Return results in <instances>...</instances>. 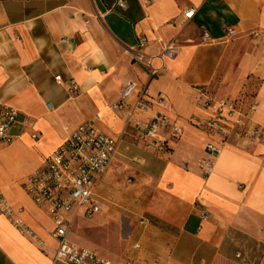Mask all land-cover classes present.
Returning a JSON list of instances; mask_svg holds the SVG:
<instances>
[{"label": "crops", "instance_id": "crops-1", "mask_svg": "<svg viewBox=\"0 0 264 264\" xmlns=\"http://www.w3.org/2000/svg\"><path fill=\"white\" fill-rule=\"evenodd\" d=\"M167 43L178 53L154 60L150 78L132 50L156 56ZM129 82L147 86L146 109L135 95L116 107ZM200 91L254 96L257 137L235 131L208 154L220 141L192 121L210 115ZM0 104L18 111L0 146V197L27 231L0 213V264H65L23 181L85 122L118 146L93 191L99 211L73 216V244L115 264H264V0H0ZM157 113L183 130L162 133L159 151L134 129Z\"/></svg>", "mask_w": 264, "mask_h": 264}, {"label": "built area", "instance_id": "built-area-1", "mask_svg": "<svg viewBox=\"0 0 264 264\" xmlns=\"http://www.w3.org/2000/svg\"><path fill=\"white\" fill-rule=\"evenodd\" d=\"M193 11L184 14L190 19ZM227 35H235L229 29ZM204 42L211 41L207 33L202 34ZM144 40L140 41L142 47ZM178 53V47L173 43L162 46L156 56H146L138 50H132L135 63L142 65L153 77L163 65L155 66L154 60L161 64L165 59H172ZM59 80V77H55ZM77 85L70 81V92H76ZM135 95V108L144 110L151 103L146 85L138 86L133 82L125 85L120 104ZM202 105L210 111L207 118H192L194 124L207 134L219 139L220 143H207L205 151L216 156L222 151L223 145L231 138L235 131L249 139L257 137V131L248 129L251 114L256 109L254 96L241 95L236 98H212L205 91H200ZM158 104H164L161 97H157ZM18 111L13 107L0 104V146L11 142L10 129L17 122ZM26 122V121H25ZM135 142L145 143L155 150H162L161 134L167 133L171 139L178 140L183 135L182 128L176 121L165 113H157L144 127L135 125ZM33 138H36L33 135ZM118 141L99 132L91 123L79 124L53 153L48 155L42 168L27 175L23 181V189L31 201L40 209L46 211L50 217L54 231L53 237L57 247L55 260L65 264H115L99 256L96 252L76 246L69 240V232L73 216L84 210L86 215H93L99 211L93 202V191L103 175L109 170L117 153ZM22 210L18 209L17 213ZM0 213L8 217L21 231L22 221L13 214L7 201L0 197ZM27 232V231H24ZM134 247H137L136 245ZM117 264H134L125 260Z\"/></svg>", "mask_w": 264, "mask_h": 264}]
</instances>
